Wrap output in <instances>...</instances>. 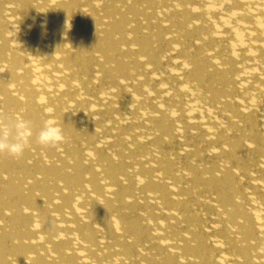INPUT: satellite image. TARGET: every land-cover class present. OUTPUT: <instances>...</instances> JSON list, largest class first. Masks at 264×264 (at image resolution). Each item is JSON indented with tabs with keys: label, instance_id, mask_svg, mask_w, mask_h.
<instances>
[{
	"label": "bare ground",
	"instance_id": "1",
	"mask_svg": "<svg viewBox=\"0 0 264 264\" xmlns=\"http://www.w3.org/2000/svg\"><path fill=\"white\" fill-rule=\"evenodd\" d=\"M3 113L0 264H264V0H0Z\"/></svg>",
	"mask_w": 264,
	"mask_h": 264
},
{
	"label": "clouds",
	"instance_id": "2",
	"mask_svg": "<svg viewBox=\"0 0 264 264\" xmlns=\"http://www.w3.org/2000/svg\"><path fill=\"white\" fill-rule=\"evenodd\" d=\"M32 135L30 120L15 114H0V153L22 156L31 146ZM64 139V128L55 119L46 120L36 136V142L44 147L56 146Z\"/></svg>",
	"mask_w": 264,
	"mask_h": 264
}]
</instances>
